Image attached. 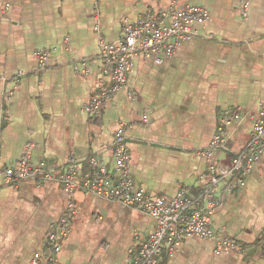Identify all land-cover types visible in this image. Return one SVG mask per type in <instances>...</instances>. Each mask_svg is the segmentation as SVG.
Instances as JSON below:
<instances>
[{
    "label": "crops",
    "instance_id": "obj_1",
    "mask_svg": "<svg viewBox=\"0 0 264 264\" xmlns=\"http://www.w3.org/2000/svg\"><path fill=\"white\" fill-rule=\"evenodd\" d=\"M10 6L7 8V6ZM199 7L209 13L195 38L156 64L138 56L127 84L98 118L86 108L109 91L103 44H119L127 25L148 15ZM46 55L45 67L40 55ZM264 109V0H0V167L29 157L51 180L0 185V264H31L63 214L60 179L105 169L116 178L115 135L123 128L134 181L153 197L197 196L209 166L230 167ZM242 119L227 149L206 152L226 111ZM96 162V163H93ZM220 186L213 229L239 249L188 239L160 264H264V156L233 193ZM78 214L59 264H128L156 221L79 189Z\"/></svg>",
    "mask_w": 264,
    "mask_h": 264
},
{
    "label": "built area",
    "instance_id": "obj_2",
    "mask_svg": "<svg viewBox=\"0 0 264 264\" xmlns=\"http://www.w3.org/2000/svg\"><path fill=\"white\" fill-rule=\"evenodd\" d=\"M208 20V11L186 7L180 11L168 10L159 16L148 15L135 25L125 26L119 44H103L101 56L113 84L109 91L92 98L86 108L87 113L93 118L100 116L105 102L126 86L127 74L138 56L143 55L156 64H162L172 58L182 44L195 38L197 32L194 25H205ZM45 58V54L40 55L43 67ZM241 119L238 110L226 111L218 134L203 155L211 158L215 150H226V129ZM263 156L264 109L254 119L251 138L235 156L231 166H209L206 186L197 196H189L181 190L173 198L153 197L133 179L130 149L125 130L120 128L115 135L116 178L108 176L105 169L84 175L80 180L77 171L69 169L61 177L60 182L67 196L65 210L31 264H59L63 243L69 237L73 220L78 214L74 194L79 189L119 202L156 221L154 232L137 251L131 253L128 264H160L163 254L171 256L188 239L213 240L216 254L237 250L239 245L235 241L221 236L212 227V216L222 204L220 186L225 184L228 194L243 188L245 177L251 174ZM51 179V171L43 164L33 166L29 157L23 158L17 166L0 167V185L4 186H16L27 180Z\"/></svg>",
    "mask_w": 264,
    "mask_h": 264
}]
</instances>
